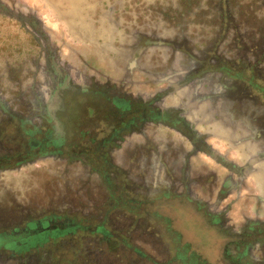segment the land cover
Masks as SVG:
<instances>
[{"label": "flooded vegetation", "instance_id": "af4514ba", "mask_svg": "<svg viewBox=\"0 0 264 264\" xmlns=\"http://www.w3.org/2000/svg\"><path fill=\"white\" fill-rule=\"evenodd\" d=\"M52 1L0 0V264H264V0Z\"/></svg>", "mask_w": 264, "mask_h": 264}, {"label": "rangeland", "instance_id": "374dc122", "mask_svg": "<svg viewBox=\"0 0 264 264\" xmlns=\"http://www.w3.org/2000/svg\"><path fill=\"white\" fill-rule=\"evenodd\" d=\"M22 4L30 5L31 7L34 6L37 11L41 13V16L45 19L46 22L49 24L52 23L54 27H57V17L54 15L55 13L52 11L51 8H43L41 6L42 0H19ZM38 1V2H35ZM41 1V2H39ZM48 2V0H46ZM59 2V0H54ZM52 1V2H54ZM179 211V210H177ZM182 214V212H178ZM179 219L182 217L181 215L177 216ZM187 218L180 219L182 220L181 223L177 220L180 231L194 244L197 248H200L202 254L206 255L210 262L214 263V258L216 257L215 247H217V241L215 236L210 230L202 228L200 225L197 224L195 219H191L188 216ZM185 221V222H184ZM71 259V256L66 257V260Z\"/></svg>", "mask_w": 264, "mask_h": 264}]
</instances>
